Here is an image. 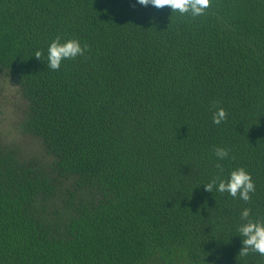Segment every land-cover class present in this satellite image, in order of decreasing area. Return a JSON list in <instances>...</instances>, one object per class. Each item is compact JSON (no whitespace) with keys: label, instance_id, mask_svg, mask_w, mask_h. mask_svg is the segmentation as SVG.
<instances>
[{"label":"trees","instance_id":"trees-1","mask_svg":"<svg viewBox=\"0 0 264 264\" xmlns=\"http://www.w3.org/2000/svg\"><path fill=\"white\" fill-rule=\"evenodd\" d=\"M57 36L88 51L53 71ZM0 76L42 151L0 141V264H264L238 255L241 211L264 221V0H210L197 17L0 0ZM241 167L248 202L204 190Z\"/></svg>","mask_w":264,"mask_h":264},{"label":"clouds","instance_id":"clouds-1","mask_svg":"<svg viewBox=\"0 0 264 264\" xmlns=\"http://www.w3.org/2000/svg\"><path fill=\"white\" fill-rule=\"evenodd\" d=\"M142 6H153L157 9L168 7L172 12H179L181 15L190 14L192 17L204 15L206 9L210 7V0H136ZM88 51L87 45L81 47L78 40L70 39L61 42V37L57 36L51 41L47 49V67L53 71H58L62 60L75 59L83 56ZM42 53L36 51L34 57L41 60ZM212 114L213 124L219 125L227 118V113L222 107H216ZM213 153L218 160L226 159L229 152L225 148L217 147ZM216 167L223 172L220 164ZM204 186L206 192L212 193L214 187L220 193L227 192L233 198L239 197L244 202H248L250 193L255 192V184L249 173L244 168H237L230 172L227 180L219 176ZM241 220L244 221L239 227V236L242 237V247L238 255L247 256L250 253H258L264 257V221H253L249 219L250 210L245 208L241 211Z\"/></svg>","mask_w":264,"mask_h":264},{"label":"rangeland","instance_id":"rangeland-1","mask_svg":"<svg viewBox=\"0 0 264 264\" xmlns=\"http://www.w3.org/2000/svg\"><path fill=\"white\" fill-rule=\"evenodd\" d=\"M20 101L15 83L0 76V141L16 146L24 154L40 156L42 151L37 142L18 128Z\"/></svg>","mask_w":264,"mask_h":264}]
</instances>
